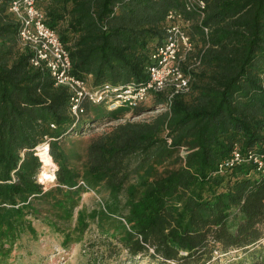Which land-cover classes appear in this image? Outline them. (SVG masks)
Segmentation results:
<instances>
[{
    "label": "trees",
    "instance_id": "16d2710c",
    "mask_svg": "<svg viewBox=\"0 0 264 264\" xmlns=\"http://www.w3.org/2000/svg\"><path fill=\"white\" fill-rule=\"evenodd\" d=\"M12 1L0 0V263L41 230L68 246L91 223L107 259L123 252L131 264H221L235 252L264 263V176L252 161L219 171L235 146L245 157L264 155V0H202V18L188 0H35L72 75L90 76L92 89L146 82L167 14L189 22L187 93H152L111 111L82 100L78 119L68 89L30 64ZM156 110L75 138L105 119ZM43 144L56 166L48 188L38 181ZM88 192L102 208L76 210Z\"/></svg>",
    "mask_w": 264,
    "mask_h": 264
},
{
    "label": "built area",
    "instance_id": "2783aa9c",
    "mask_svg": "<svg viewBox=\"0 0 264 264\" xmlns=\"http://www.w3.org/2000/svg\"><path fill=\"white\" fill-rule=\"evenodd\" d=\"M188 8L195 10L199 18L203 17L205 4L202 0H188ZM9 11L20 23L18 41L30 51V64L35 68L45 69L54 87H66L72 94L71 113L78 119L82 110L79 103L87 100L93 106H108L109 109L125 107L133 109L144 103L152 93L169 90L171 99L174 95L189 91L191 74L194 66L189 64L183 69L187 57L193 51V43L185 31L189 25L180 14L170 11L166 20V38L156 45L150 54V64L146 71L148 80L144 83H130L126 87L115 88L105 85L92 89L89 80H82L71 73V59L66 47L61 42L55 29L45 23V15L37 7L35 0H13ZM205 33L207 30H204ZM252 161L256 170L264 176V155L243 156L235 146L230 156L219 165V171L229 169L243 162ZM79 184H83L79 182Z\"/></svg>",
    "mask_w": 264,
    "mask_h": 264
},
{
    "label": "rangeland",
    "instance_id": "374dc122",
    "mask_svg": "<svg viewBox=\"0 0 264 264\" xmlns=\"http://www.w3.org/2000/svg\"><path fill=\"white\" fill-rule=\"evenodd\" d=\"M148 100V99H147ZM146 100V101H147ZM106 111H111L114 109H109L108 106H102ZM100 108V107H98ZM104 110V111H105ZM160 110L156 111H147L139 116L133 117L130 112L124 113V115L119 118V120L109 122L105 119L99 125L93 126L81 137L76 136L77 140L88 139L89 137L108 131L110 127L116 125L117 123L124 122L126 120L130 121H144L148 120L150 117L156 115ZM42 146L47 147L45 144L40 145L36 148V152ZM52 162V161H51ZM53 163V162H52ZM56 167V166H55ZM56 168H54L55 171ZM53 171V173H54ZM39 181V175H38ZM40 182V181H39ZM53 180H47L40 182L44 185V188H48L52 184ZM102 200V201H101ZM104 199L100 195H95L92 192H88L82 195V199L78 209H83L86 213L92 210H99L104 204ZM103 203V204H102ZM42 234L36 241L23 238L20 240L14 247L13 253L10 258L0 264H131L124 257L123 252L117 253L112 259H107L104 256V251L102 244H100V235L97 230V227L94 223H91L90 226L85 230L81 242H73L71 245L62 246L61 239L54 233L44 229L41 230ZM89 240L93 243H97L96 247L93 250H90L88 245ZM102 241V240H101ZM246 257L244 254L232 252L224 257L220 261L221 264H230L237 262L239 259L242 260L241 264H251L250 260H243ZM94 261H97V263ZM252 264H264L260 262H254Z\"/></svg>",
    "mask_w": 264,
    "mask_h": 264
},
{
    "label": "bare ground",
    "instance_id": "6f19581e",
    "mask_svg": "<svg viewBox=\"0 0 264 264\" xmlns=\"http://www.w3.org/2000/svg\"><path fill=\"white\" fill-rule=\"evenodd\" d=\"M38 157L40 158L42 162V168L39 173V181L44 182L47 180H54V168L55 165L51 162L48 153H47V147L42 146L38 149L37 152Z\"/></svg>",
    "mask_w": 264,
    "mask_h": 264
}]
</instances>
